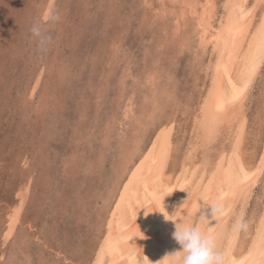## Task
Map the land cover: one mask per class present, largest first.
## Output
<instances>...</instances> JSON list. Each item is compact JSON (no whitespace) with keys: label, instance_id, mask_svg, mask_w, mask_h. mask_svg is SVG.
<instances>
[{"label":"rangeland","instance_id":"obj_1","mask_svg":"<svg viewBox=\"0 0 264 264\" xmlns=\"http://www.w3.org/2000/svg\"><path fill=\"white\" fill-rule=\"evenodd\" d=\"M197 1L201 11L207 2ZM184 2L0 0V264H92L130 173L163 133L174 188L184 160L193 157L187 156L197 137L193 117L213 58L211 46L199 49L197 20ZM35 23L51 37L43 50L31 33ZM259 78L244 108L248 158L264 140V75ZM155 101L164 118L149 116ZM224 136L214 145L220 148ZM202 150H194L195 161ZM173 202L171 212L178 207Z\"/></svg>","mask_w":264,"mask_h":264},{"label":"bare ground","instance_id":"obj_2","mask_svg":"<svg viewBox=\"0 0 264 264\" xmlns=\"http://www.w3.org/2000/svg\"><path fill=\"white\" fill-rule=\"evenodd\" d=\"M221 1L218 5L219 1L206 0L201 11H198L197 0H185L183 5L186 6L185 13L189 10L193 19L197 20L199 49L206 51L211 46L213 54L206 72L209 74V85L193 117L192 131L197 137L190 145L193 149L189 147V154L186 152L187 156L193 157L183 159L182 174L172 189L168 173L171 148L164 133L159 136L157 147L150 146L145 155L142 153L136 169L133 172L130 170L126 184L122 183L124 187L116 205L112 210L110 208L92 264H171V258L163 259L180 249L173 239L175 224L195 221L196 215L206 217L209 227L218 223L214 229L216 243L227 253L230 264H264V184L256 208L252 209V213L249 209L257 187L261 181L264 183V140L258 144L259 153L250 152L252 156L248 153V158L245 141L250 117L247 118L244 111L254 83L264 75V0ZM218 7L221 14L216 22L214 17L220 12ZM157 101L148 113L154 120L162 112ZM130 108L129 112L135 113L131 105ZM222 133L225 136L221 138L222 146L219 148L214 143L219 142ZM144 139L136 140L137 155L141 149L144 150ZM199 145L205 149L202 152L204 157L198 155L200 160L195 161L197 153L194 150ZM174 200L178 207L171 212ZM217 202L225 209L224 214L216 218L218 222L212 219V209L208 206ZM249 216L251 224L248 227ZM238 220L246 224V228L237 231L234 226ZM17 221L16 215L9 225L8 236H13ZM200 226L206 227L207 222Z\"/></svg>","mask_w":264,"mask_h":264},{"label":"clouds","instance_id":"obj_3","mask_svg":"<svg viewBox=\"0 0 264 264\" xmlns=\"http://www.w3.org/2000/svg\"><path fill=\"white\" fill-rule=\"evenodd\" d=\"M31 33L39 39L42 50L51 41V37L45 35L40 23L32 26ZM208 206L212 209L213 220L217 221L216 218L224 214L225 209L221 203ZM204 222H207V226L201 227L200 224ZM209 223L206 217L196 215L195 221L175 224L173 239L180 245V249L167 254L163 260L171 258V264H230L227 253L218 248L216 243L214 229L218 223L214 227H209ZM234 227L239 231L246 228V224L238 220Z\"/></svg>","mask_w":264,"mask_h":264}]
</instances>
